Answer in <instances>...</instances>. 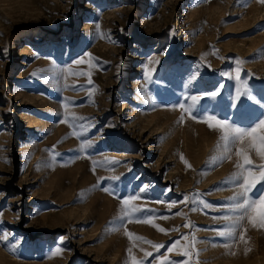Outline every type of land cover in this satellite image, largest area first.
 Wrapping results in <instances>:
<instances>
[{"label":"rangeland","instance_id":"1","mask_svg":"<svg viewBox=\"0 0 264 264\" xmlns=\"http://www.w3.org/2000/svg\"><path fill=\"white\" fill-rule=\"evenodd\" d=\"M262 121L261 0H0V264H264Z\"/></svg>","mask_w":264,"mask_h":264},{"label":"snow or ice","instance_id":"2","mask_svg":"<svg viewBox=\"0 0 264 264\" xmlns=\"http://www.w3.org/2000/svg\"><path fill=\"white\" fill-rule=\"evenodd\" d=\"M261 2H264V0H261ZM215 94L216 93H212V95H215ZM191 99L193 101V104L189 105L188 109H186V110L194 109L195 102L197 101L198 97L193 96V97H191ZM181 107H184V105H181ZM208 119L210 121H214L215 125L223 132L221 139L225 142L226 147H227L229 141H231L232 143H235L236 141L242 142L245 135H247V133L245 132L244 129H242L240 127H233L232 125L227 124V122L224 120L217 119L214 116H209ZM262 123H264V121H262ZM245 163H250V161H248L247 157H245ZM261 179H264V175H262ZM253 183H254V181L250 182L247 179L244 181V185H246L247 187H251ZM247 187L245 188V192L247 191ZM254 203H255V201H252L251 203H249V201L247 199H245L243 201V203L237 204V208L247 211V209L250 208L252 206V204H254ZM155 247L157 249H159V247H161V246L155 245ZM169 250H171V249H169ZM57 251H59V249ZM146 255H150V254L146 253Z\"/></svg>","mask_w":264,"mask_h":264}]
</instances>
